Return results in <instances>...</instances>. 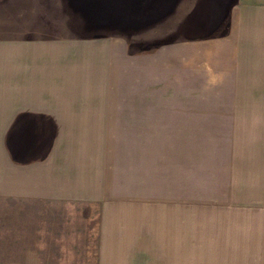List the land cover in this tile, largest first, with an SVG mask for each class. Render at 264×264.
Returning a JSON list of instances; mask_svg holds the SVG:
<instances>
[{"label": "crops", "instance_id": "crops-1", "mask_svg": "<svg viewBox=\"0 0 264 264\" xmlns=\"http://www.w3.org/2000/svg\"><path fill=\"white\" fill-rule=\"evenodd\" d=\"M254 8L232 5L229 30L198 42L204 57L214 52L223 76L250 64L242 51L261 40L264 17L255 18ZM123 54L111 57L104 38L0 40V198L100 205V264L151 256L189 264L192 198L184 190L172 195L208 183L192 178L230 176L245 149L236 132L248 103L121 95L113 82L125 81ZM257 153L264 164V151Z\"/></svg>", "mask_w": 264, "mask_h": 264}, {"label": "rangeland", "instance_id": "rangeland-1", "mask_svg": "<svg viewBox=\"0 0 264 264\" xmlns=\"http://www.w3.org/2000/svg\"><path fill=\"white\" fill-rule=\"evenodd\" d=\"M237 2H248L255 18L264 17V0H0L3 42L104 38L111 57L124 56L125 50L126 62L116 61V67L125 62V81L113 82L125 86L118 89L121 95L224 97L248 103L240 106L236 132L245 149L230 176L223 173L222 180L211 172L192 178L208 183L183 186L172 195L184 190L192 198L189 264H264V164L255 162L257 151H264V24L261 40H248L249 48L242 51L250 64L225 77L219 73L223 67L214 65V52L204 57L206 48L198 44L229 30L228 10ZM256 29L252 25V33ZM52 141L48 137L47 146ZM99 206L0 198V264H100ZM138 260L132 264H166L159 256Z\"/></svg>", "mask_w": 264, "mask_h": 264}]
</instances>
